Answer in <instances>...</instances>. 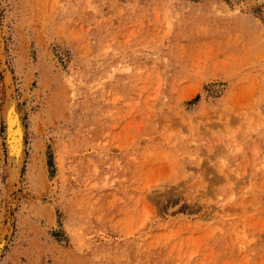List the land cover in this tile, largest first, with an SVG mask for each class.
<instances>
[{
  "label": "rangeland",
  "instance_id": "rangeland-1",
  "mask_svg": "<svg viewBox=\"0 0 264 264\" xmlns=\"http://www.w3.org/2000/svg\"><path fill=\"white\" fill-rule=\"evenodd\" d=\"M0 264H264V0H0Z\"/></svg>",
  "mask_w": 264,
  "mask_h": 264
},
{
  "label": "bare ground",
  "instance_id": "bare-ground-1",
  "mask_svg": "<svg viewBox=\"0 0 264 264\" xmlns=\"http://www.w3.org/2000/svg\"><path fill=\"white\" fill-rule=\"evenodd\" d=\"M12 106H13V104H12ZM12 106L8 109V112H6V114L8 113L6 115L7 116V133L9 136L8 142L10 143L12 148L15 150V154L17 153V156L22 158V155L24 153V152L23 153L21 152L23 130H22V126L20 124L19 116L15 111L16 109H15V107H12ZM21 153H22V155H21ZM10 172H11V170H10Z\"/></svg>",
  "mask_w": 264,
  "mask_h": 264
}]
</instances>
